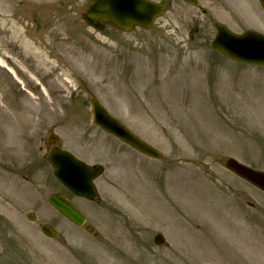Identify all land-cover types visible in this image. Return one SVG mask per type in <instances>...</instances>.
<instances>
[{
	"label": "rangeland",
	"instance_id": "374dc122",
	"mask_svg": "<svg viewBox=\"0 0 264 264\" xmlns=\"http://www.w3.org/2000/svg\"><path fill=\"white\" fill-rule=\"evenodd\" d=\"M168 2L151 29L97 33L81 19L86 0H0V188L42 187L37 224L58 236L28 219L20 235L38 264H264V192L224 167L234 157L264 170V67L210 48L215 22L264 33V11L258 0ZM92 97L164 157L99 129ZM51 134L105 167L95 201L73 197L93 233L47 201L65 192L48 161Z\"/></svg>",
	"mask_w": 264,
	"mask_h": 264
},
{
	"label": "water",
	"instance_id": "95a60500",
	"mask_svg": "<svg viewBox=\"0 0 264 264\" xmlns=\"http://www.w3.org/2000/svg\"><path fill=\"white\" fill-rule=\"evenodd\" d=\"M194 2V0H188ZM264 8V0H260ZM164 4H157L150 0H91L82 19L97 31H103L105 23L114 22L118 27L129 31L135 25L150 28L154 20L164 11ZM217 35L212 43V48L227 54L232 59L249 64L264 65V35L246 31L244 34H234L221 24L215 25ZM95 122L106 132L113 134L138 151L154 158H161V153L138 138L124 124L114 118L97 100L93 99ZM51 140H58L52 137ZM50 162L55 168L56 177L70 190L79 196L93 199L96 189L93 179L101 172V166H95L90 171L89 167L76 159L72 154L54 148L49 156ZM226 167L248 180L255 186L264 190V172L254 170L233 158L226 162ZM50 201L68 218L82 225L85 218L66 202L61 195H53ZM46 230V228L44 227ZM90 230V227L88 228ZM53 234V233H52ZM157 243L163 241L159 235Z\"/></svg>",
	"mask_w": 264,
	"mask_h": 264
},
{
	"label": "flooded vegetation",
	"instance_id": "af4514ba",
	"mask_svg": "<svg viewBox=\"0 0 264 264\" xmlns=\"http://www.w3.org/2000/svg\"><path fill=\"white\" fill-rule=\"evenodd\" d=\"M169 5L168 0H164ZM26 179L29 175H22L10 171ZM32 172L30 173V175ZM0 203L4 202L11 208L16 207L19 214H11L0 209V264H29L28 246L22 237L26 232L24 221L28 214L35 213L43 202V191L39 186L25 187L12 185L0 188ZM27 204L32 206V211L24 213ZM9 213V214H6ZM22 235V236H20Z\"/></svg>",
	"mask_w": 264,
	"mask_h": 264
},
{
	"label": "bare ground",
	"instance_id": "6f19581e",
	"mask_svg": "<svg viewBox=\"0 0 264 264\" xmlns=\"http://www.w3.org/2000/svg\"><path fill=\"white\" fill-rule=\"evenodd\" d=\"M41 63H42V65H43V67L44 68H46L45 66L47 65V63H46V61H42L41 60ZM48 66H51L49 63H48ZM136 209L137 210H139L140 212H144V209H142L141 207H136ZM102 248H98V247H96L95 248V250L98 252V253H103V251L101 250ZM103 255H105V254H103ZM107 256H105V258H106ZM105 260H108V264H115V262H114V260L113 259H111V258H107V259H105Z\"/></svg>",
	"mask_w": 264,
	"mask_h": 264
}]
</instances>
